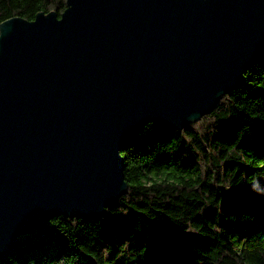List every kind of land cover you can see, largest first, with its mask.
Listing matches in <instances>:
<instances>
[{"label": "water", "instance_id": "95a60500", "mask_svg": "<svg viewBox=\"0 0 264 264\" xmlns=\"http://www.w3.org/2000/svg\"><path fill=\"white\" fill-rule=\"evenodd\" d=\"M263 52L264 0H66L1 24L0 262L54 217L103 218L135 133L211 114Z\"/></svg>", "mask_w": 264, "mask_h": 264}, {"label": "trees", "instance_id": "16d2710c", "mask_svg": "<svg viewBox=\"0 0 264 264\" xmlns=\"http://www.w3.org/2000/svg\"><path fill=\"white\" fill-rule=\"evenodd\" d=\"M66 0H0V25ZM127 192L98 220L54 217L0 264H264V52L181 131L147 124L120 152Z\"/></svg>", "mask_w": 264, "mask_h": 264}]
</instances>
